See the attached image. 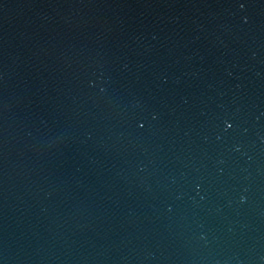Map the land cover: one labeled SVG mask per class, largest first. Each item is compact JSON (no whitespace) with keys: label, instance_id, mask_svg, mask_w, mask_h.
Wrapping results in <instances>:
<instances>
[{"label":"water","instance_id":"1","mask_svg":"<svg viewBox=\"0 0 264 264\" xmlns=\"http://www.w3.org/2000/svg\"><path fill=\"white\" fill-rule=\"evenodd\" d=\"M0 264H264V0H0Z\"/></svg>","mask_w":264,"mask_h":264},{"label":"snow or ice","instance_id":"2","mask_svg":"<svg viewBox=\"0 0 264 264\" xmlns=\"http://www.w3.org/2000/svg\"><path fill=\"white\" fill-rule=\"evenodd\" d=\"M241 6H243V5H241ZM225 125H226L227 128H231L232 127V124L229 123L228 121H225ZM140 126L143 127V125H140Z\"/></svg>","mask_w":264,"mask_h":264}]
</instances>
